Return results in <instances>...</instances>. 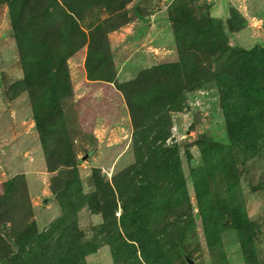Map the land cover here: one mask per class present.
Masks as SVG:
<instances>
[{
  "label": "rangeland",
  "instance_id": "rangeland-1",
  "mask_svg": "<svg viewBox=\"0 0 264 264\" xmlns=\"http://www.w3.org/2000/svg\"><path fill=\"white\" fill-rule=\"evenodd\" d=\"M0 264H264V0H0Z\"/></svg>",
  "mask_w": 264,
  "mask_h": 264
},
{
  "label": "water",
  "instance_id": "water-1",
  "mask_svg": "<svg viewBox=\"0 0 264 264\" xmlns=\"http://www.w3.org/2000/svg\"><path fill=\"white\" fill-rule=\"evenodd\" d=\"M190 263H193L192 261H189Z\"/></svg>",
  "mask_w": 264,
  "mask_h": 264
}]
</instances>
